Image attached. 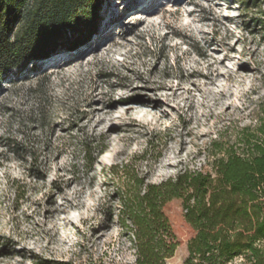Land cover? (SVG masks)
<instances>
[{
	"label": "rangeland",
	"instance_id": "1",
	"mask_svg": "<svg viewBox=\"0 0 264 264\" xmlns=\"http://www.w3.org/2000/svg\"><path fill=\"white\" fill-rule=\"evenodd\" d=\"M91 32L2 81L0 264H135L126 173L211 171L261 125L264 0H104Z\"/></svg>",
	"mask_w": 264,
	"mask_h": 264
},
{
	"label": "trees",
	"instance_id": "2",
	"mask_svg": "<svg viewBox=\"0 0 264 264\" xmlns=\"http://www.w3.org/2000/svg\"><path fill=\"white\" fill-rule=\"evenodd\" d=\"M103 2L0 0V87L13 69L49 60L64 46L78 51L84 37L76 34L94 32ZM261 112L258 130L244 135L240 151L215 157L211 171L185 168L157 183L126 173L118 224L135 264H167L183 243L185 264H228L239 256L264 264V103Z\"/></svg>",
	"mask_w": 264,
	"mask_h": 264
},
{
	"label": "bare ground",
	"instance_id": "3",
	"mask_svg": "<svg viewBox=\"0 0 264 264\" xmlns=\"http://www.w3.org/2000/svg\"><path fill=\"white\" fill-rule=\"evenodd\" d=\"M137 17H138V18H143L144 16H137ZM135 18H136V17H135ZM147 18H148V17H144V19H146V20H147ZM83 57H84V56H83ZM83 57H81V59H82ZM237 73L240 74V71H237L236 74H237ZM240 75H241V74H240Z\"/></svg>",
	"mask_w": 264,
	"mask_h": 264
}]
</instances>
